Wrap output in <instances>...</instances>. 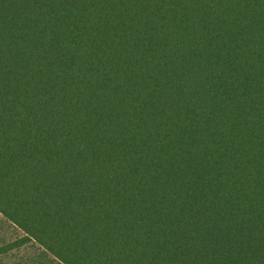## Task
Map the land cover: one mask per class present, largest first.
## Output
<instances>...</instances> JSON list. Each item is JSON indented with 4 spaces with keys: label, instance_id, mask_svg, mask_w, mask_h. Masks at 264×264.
Listing matches in <instances>:
<instances>
[{
    "label": "trees",
    "instance_id": "obj_1",
    "mask_svg": "<svg viewBox=\"0 0 264 264\" xmlns=\"http://www.w3.org/2000/svg\"><path fill=\"white\" fill-rule=\"evenodd\" d=\"M4 226L0 264H264V0H0Z\"/></svg>",
    "mask_w": 264,
    "mask_h": 264
},
{
    "label": "rangeland",
    "instance_id": "obj_2",
    "mask_svg": "<svg viewBox=\"0 0 264 264\" xmlns=\"http://www.w3.org/2000/svg\"><path fill=\"white\" fill-rule=\"evenodd\" d=\"M0 234H7V236L9 235L10 237H15L14 233H12L10 230H8L5 226L3 227V229H0ZM29 253H31V250L28 251Z\"/></svg>",
    "mask_w": 264,
    "mask_h": 264
}]
</instances>
